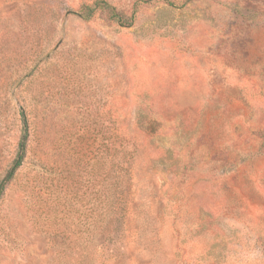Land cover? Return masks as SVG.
Instances as JSON below:
<instances>
[{
    "label": "rangeland",
    "instance_id": "1",
    "mask_svg": "<svg viewBox=\"0 0 264 264\" xmlns=\"http://www.w3.org/2000/svg\"><path fill=\"white\" fill-rule=\"evenodd\" d=\"M94 1L0 0V264H264V0Z\"/></svg>",
    "mask_w": 264,
    "mask_h": 264
},
{
    "label": "trees",
    "instance_id": "2",
    "mask_svg": "<svg viewBox=\"0 0 264 264\" xmlns=\"http://www.w3.org/2000/svg\"><path fill=\"white\" fill-rule=\"evenodd\" d=\"M98 13L105 14L109 20H112V22L118 23L119 25L123 27H131L135 21V13H132L130 16H127L125 13L118 10L116 7L112 6L106 0H97V1H94L92 4L83 5L80 11H78L75 14L82 17L86 21H90ZM22 115L25 121V135L23 137L22 143L20 144L18 160H17L18 165L13 167V172L21 164V161L24 159L26 155V146H27V139H28L29 132L27 130L28 125H27L25 113L22 112ZM261 139H263L264 141V136H262ZM134 147L136 148L137 145H134ZM8 178H9L8 181L11 180L10 179L11 175ZM5 187L6 185H2L1 190H0V196L2 192H4Z\"/></svg>",
    "mask_w": 264,
    "mask_h": 264
}]
</instances>
